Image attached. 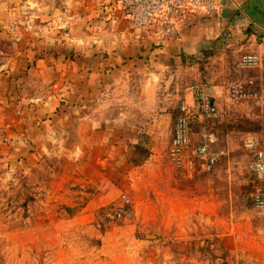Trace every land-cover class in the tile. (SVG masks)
Returning a JSON list of instances; mask_svg holds the SVG:
<instances>
[{"label":"rangeland","instance_id":"374dc122","mask_svg":"<svg viewBox=\"0 0 264 264\" xmlns=\"http://www.w3.org/2000/svg\"><path fill=\"white\" fill-rule=\"evenodd\" d=\"M80 1L82 52L89 54L94 50L89 38L94 31L90 22L95 17L90 8L96 0ZM111 3L108 0L105 6ZM73 30L68 27L64 31L67 43L60 49V53H65L62 75L70 88L77 83V89L88 92V60L81 62V79L74 80ZM29 45L39 48L40 53L47 52L46 44ZM0 48V63L8 62L12 48L4 43H0ZM19 63L21 70H27V61ZM193 63L185 60L182 65L191 67ZM41 67L36 71L40 73ZM172 68H178L175 62ZM173 74L170 82H165L163 76L159 85L163 100L170 102V125L159 116V124L145 128L155 127L157 138H151L139 126H108L118 148L108 162L101 156L104 149L99 137L85 141L87 130L83 125L84 152L79 157L70 152L61 157L51 155L29 175L24 163L17 164L13 154L16 146L24 151L26 145L11 141V121L0 125V264H230L236 255L224 249L223 239L217 234L238 228L251 233L255 225L264 237V210L249 201L250 156L244 145L248 132L256 131L264 139V104L229 99L228 81H223L222 91L213 92L220 115L210 128L216 135L215 148L222 151L220 161L214 171L187 178L171 164L165 146L179 105L199 76L194 69L186 71L185 66ZM32 75L36 82L38 75ZM54 76L51 71L43 79L50 83ZM125 104L119 101L112 107ZM133 136L151 153H161L159 157L146 161L149 158L144 152L121 139ZM86 149L91 151L85 152ZM159 164L174 169L171 184H159L155 179L153 168ZM122 191L132 197L133 214L113 220L108 208L119 200ZM248 259L256 264L254 259Z\"/></svg>","mask_w":264,"mask_h":264},{"label":"crops","instance_id":"0c3cea01","mask_svg":"<svg viewBox=\"0 0 264 264\" xmlns=\"http://www.w3.org/2000/svg\"><path fill=\"white\" fill-rule=\"evenodd\" d=\"M106 1L96 0L95 8H90V14L95 16L90 22L94 31L89 38L94 50L83 54L80 0H0V43L13 50L8 62L0 63V125L11 121V141L26 145L24 151L16 146L13 154L17 164L24 163L29 175L51 155L79 157L84 152L83 125L87 130L85 141L100 138L105 161L118 149L107 129L112 124H126L132 129L139 126L151 138H157L155 127L145 128L159 124V116L166 125L173 119L171 109L167 110L170 102L163 100L159 90L161 79L164 76L165 82H170L173 71H181L182 66L186 71L194 69L198 82L205 83L214 98L213 92L222 91L223 81L229 84L246 74L259 73L251 68L237 69L235 62L245 51L264 52V0H211V6L177 14V31L164 37L158 34L157 26L135 28L123 10L105 6ZM68 27L74 29L76 82L82 77V60L91 64L88 92L77 89V83L70 88L62 75L65 53H60V49L67 43L64 31ZM224 31L232 41L229 47L221 39ZM30 43L42 44L41 47L46 44L47 52L28 47ZM204 50L213 53L203 56ZM23 60L27 61V70L20 69L19 62ZM185 60L194 63L191 67L182 65ZM174 62L176 70L172 68ZM40 65L39 73L36 70ZM51 71L55 76L48 83L43 76ZM32 73L38 75L36 82ZM186 95L190 99V89ZM119 101L126 104L112 107ZM172 129L167 131L166 153ZM121 139L134 148L143 147L146 151H140L149 158L146 161L161 154L137 144V136ZM153 169L159 184L172 183L174 169L160 164ZM256 228L259 227L254 225L251 233L238 228L217 235L223 239L224 249L235 254V258L250 257L256 264H264V237Z\"/></svg>","mask_w":264,"mask_h":264},{"label":"built area","instance_id":"2783aa9c","mask_svg":"<svg viewBox=\"0 0 264 264\" xmlns=\"http://www.w3.org/2000/svg\"><path fill=\"white\" fill-rule=\"evenodd\" d=\"M117 5V6H116ZM202 5L211 6V0H112L110 7L121 9L137 29L157 26L160 36H169L177 31L175 17ZM229 33L221 35L226 47L232 45ZM0 48V57L2 55ZM237 69H256L258 74H246L231 80L227 86V96L231 100L252 101L264 104V52L245 51L235 62ZM187 97L179 105L174 120L172 135L168 146V159L177 171L187 178L215 170L222 151L215 148L216 135L207 127L194 128L196 119H217L220 109L214 96L207 91L206 84L194 82L189 86ZM244 145L250 154L248 171L250 173V203L264 210V139L252 131L244 137ZM119 200L108 208V216L113 220H123L133 214L132 197L122 191ZM230 264H254L252 260L236 257Z\"/></svg>","mask_w":264,"mask_h":264},{"label":"trees","instance_id":"16d2710c","mask_svg":"<svg viewBox=\"0 0 264 264\" xmlns=\"http://www.w3.org/2000/svg\"><path fill=\"white\" fill-rule=\"evenodd\" d=\"M215 120H213V119H196L194 122V128L196 130H201L203 127H207L210 130L211 125L215 123Z\"/></svg>","mask_w":264,"mask_h":264},{"label":"water","instance_id":"95a60500","mask_svg":"<svg viewBox=\"0 0 264 264\" xmlns=\"http://www.w3.org/2000/svg\"><path fill=\"white\" fill-rule=\"evenodd\" d=\"M213 53V51L212 50H204V52H203V56H205V55H210V54H212ZM135 148H136V150H145L143 147H141V146H139V145H135ZM146 151V150H145ZM141 152V151H140Z\"/></svg>","mask_w":264,"mask_h":264}]
</instances>
